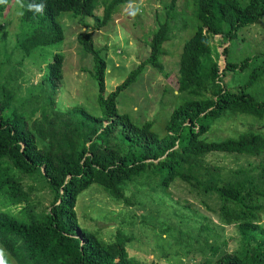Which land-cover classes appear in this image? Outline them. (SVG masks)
<instances>
[{"label": "trees", "instance_id": "16d2710c", "mask_svg": "<svg viewBox=\"0 0 264 264\" xmlns=\"http://www.w3.org/2000/svg\"><path fill=\"white\" fill-rule=\"evenodd\" d=\"M130 2H0V24L10 4L18 9L13 33L0 26V260L3 264H145L129 256L133 235L122 227L107 239L81 228L74 211L77 196L95 184L112 201L137 209L140 196L170 200L168 187L179 182L202 199L218 225L234 226L238 238L231 250L224 248V241L219 243L222 248L215 241L208 243L213 230L208 218L202 217L198 230L205 232L203 245L213 258L199 264H264V129L254 128L264 126V52L235 61L229 59L226 45L224 67L219 70L218 54L210 42L214 35L229 44L234 41L241 27L264 15V0H181V8L177 0L163 2V16L146 40L148 55L106 94L105 54L92 43L89 31L77 32V46L91 59L98 115L79 104L57 106L64 60L60 52L46 61L38 82L21 93L23 61L34 60L30 57L38 48L61 44V13H69L85 28L84 19L100 8L95 25L103 27ZM178 22L179 29L192 31L176 62L174 104L155 129L151 120L137 123L118 112L115 100L146 65L160 70L162 45ZM235 117L249 118L248 127L226 138H207L215 122ZM212 154L244 157V161L225 167L209 160ZM40 191L47 205L36 210L39 203L30 196ZM182 208L193 213L186 202ZM170 230L168 225L163 229Z\"/></svg>", "mask_w": 264, "mask_h": 264}, {"label": "rangeland", "instance_id": "374dc122", "mask_svg": "<svg viewBox=\"0 0 264 264\" xmlns=\"http://www.w3.org/2000/svg\"><path fill=\"white\" fill-rule=\"evenodd\" d=\"M168 1L132 0L120 6L103 27L95 25L101 14L100 8L94 9L92 15L84 19L88 25L85 28L69 13H61L58 19L64 38L56 47L35 50L30 57L31 59L34 57V60L23 61L24 80L20 82L21 93H24L30 84L38 82L45 70L46 61L53 53L60 52L64 55V60L62 85L55 99L57 106L65 108L79 104L94 115L100 114L96 103V81L92 77L91 59L77 46L74 39L76 33L89 31L92 43L105 54L106 94L148 55L146 40L150 31L156 28L157 20L163 16L162 3ZM176 5L181 8V0H177ZM9 7L0 26L11 34L15 29L18 9L13 3ZM182 10L189 15L188 9L183 7ZM179 25L180 22L171 31L169 40L162 45L164 55L160 59V70L146 65L137 80L120 91L115 100L118 112L128 114L130 119L137 123L151 120L155 129L165 121L174 104L176 62L183 41L192 31L191 28L181 30ZM12 39L9 36L8 45H11ZM210 42L218 54L219 70L224 67L222 50L226 45L230 49L228 54L230 60L236 61L246 55L263 53L264 15L254 24L241 27L237 38L230 44L222 41L219 35L212 36ZM249 122V118L243 117L215 122L207 133V138H226L246 129ZM254 128L260 130L264 129V126L257 125ZM208 159L225 167H234L244 161V157H237L235 160L232 155L227 154H212ZM168 192L170 200L140 196L138 200L141 205L133 209L112 201L99 186L92 184L77 196L74 206L77 224L83 229L100 234L103 239H107L117 227H122L133 235L127 246L129 256L145 264H199L205 258H213L203 245L205 232L198 230L199 225L203 223L202 217L208 218V228L213 230V234L206 236L208 243L215 241L222 248L223 245L219 243L224 241L225 249L231 250L236 247L238 238L235 227L218 225L215 215L200 203L202 199L188 193L179 182L172 183L168 187ZM30 197L32 201L39 203L36 210L47 205L45 193L42 191L33 192ZM185 202L193 213L182 208ZM209 205L212 206V203L209 202ZM261 219L264 223V214ZM167 225L171 229L170 232L163 231Z\"/></svg>", "mask_w": 264, "mask_h": 264}, {"label": "clouds", "instance_id": "9594fccd", "mask_svg": "<svg viewBox=\"0 0 264 264\" xmlns=\"http://www.w3.org/2000/svg\"><path fill=\"white\" fill-rule=\"evenodd\" d=\"M0 2H2V0H0ZM0 264H3V261L2 260H0Z\"/></svg>", "mask_w": 264, "mask_h": 264}]
</instances>
